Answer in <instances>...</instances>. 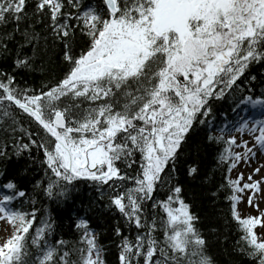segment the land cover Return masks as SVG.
Segmentation results:
<instances>
[{"label":"snow or ice","instance_id":"1","mask_svg":"<svg viewBox=\"0 0 264 264\" xmlns=\"http://www.w3.org/2000/svg\"><path fill=\"white\" fill-rule=\"evenodd\" d=\"M106 232L264 264V0H0V264H109Z\"/></svg>","mask_w":264,"mask_h":264},{"label":"trees","instance_id":"2","mask_svg":"<svg viewBox=\"0 0 264 264\" xmlns=\"http://www.w3.org/2000/svg\"><path fill=\"white\" fill-rule=\"evenodd\" d=\"M220 107H222L223 109H227L228 108V102H224L220 105ZM37 179H39V175H37ZM29 189L31 188V184L28 185ZM44 203H47V201H45ZM37 207H40V205L38 204ZM195 211L201 212L200 208L194 209ZM65 211V209H63V207H61V213H63ZM54 215H57L56 213H54ZM201 215H203V212H201ZM68 216H74V213L72 212H68L67 215H57V219L59 220H63L64 226H65V231H67V225H68ZM93 227H95L96 225L93 224ZM66 239H70L71 236H66ZM231 239H235V237L233 236ZM101 243L105 244L106 246H108V248L110 249V254L107 256V260L109 262V264H114L115 260H116V254H115V247L113 245V241L111 238H109V234L106 232L105 233V238L101 241ZM118 243V241L116 242Z\"/></svg>","mask_w":264,"mask_h":264},{"label":"rangeland","instance_id":"3","mask_svg":"<svg viewBox=\"0 0 264 264\" xmlns=\"http://www.w3.org/2000/svg\"><path fill=\"white\" fill-rule=\"evenodd\" d=\"M240 208H241L242 212L247 213L248 209L246 208L245 205L242 204V205L240 206Z\"/></svg>","mask_w":264,"mask_h":264}]
</instances>
